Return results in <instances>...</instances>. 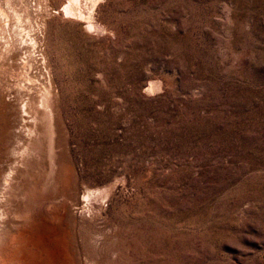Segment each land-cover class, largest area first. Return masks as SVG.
Returning <instances> with one entry per match:
<instances>
[{
	"label": "rangeland",
	"instance_id": "1",
	"mask_svg": "<svg viewBox=\"0 0 264 264\" xmlns=\"http://www.w3.org/2000/svg\"><path fill=\"white\" fill-rule=\"evenodd\" d=\"M40 3L51 77L23 50L0 89L51 78L79 193L113 190L103 264H264V0Z\"/></svg>",
	"mask_w": 264,
	"mask_h": 264
},
{
	"label": "bare ground",
	"instance_id": "2",
	"mask_svg": "<svg viewBox=\"0 0 264 264\" xmlns=\"http://www.w3.org/2000/svg\"><path fill=\"white\" fill-rule=\"evenodd\" d=\"M77 3L66 0L60 12L66 18L86 20ZM40 4V0H0V63L13 61L23 50L33 56L36 51V68L51 77L41 47L47 13H42ZM86 12L91 15L90 10ZM91 19L86 29L95 25ZM26 78L30 80L29 75ZM50 79L29 98L21 95L25 91L10 97V90L0 89V162H7V169H0V264H103L109 236L106 223L99 227L97 221L104 219L103 200L109 191L86 187L79 193L74 169L63 152V128ZM43 145L46 164L37 170ZM77 214L82 219L80 227Z\"/></svg>",
	"mask_w": 264,
	"mask_h": 264
}]
</instances>
